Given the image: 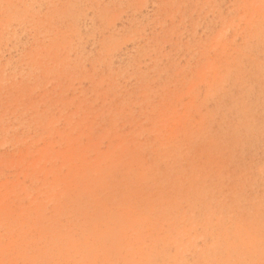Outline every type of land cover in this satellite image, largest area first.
<instances>
[{
  "label": "rangeland",
  "instance_id": "obj_1",
  "mask_svg": "<svg viewBox=\"0 0 264 264\" xmlns=\"http://www.w3.org/2000/svg\"><path fill=\"white\" fill-rule=\"evenodd\" d=\"M0 264H264V0H0Z\"/></svg>",
  "mask_w": 264,
  "mask_h": 264
}]
</instances>
